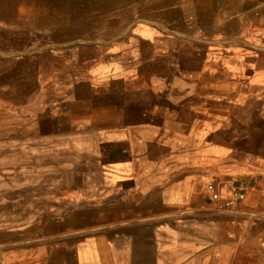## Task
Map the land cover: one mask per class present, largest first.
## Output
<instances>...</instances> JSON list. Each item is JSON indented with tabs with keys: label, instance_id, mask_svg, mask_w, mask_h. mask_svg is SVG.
Listing matches in <instances>:
<instances>
[{
	"label": "rangeland",
	"instance_id": "obj_1",
	"mask_svg": "<svg viewBox=\"0 0 264 264\" xmlns=\"http://www.w3.org/2000/svg\"><path fill=\"white\" fill-rule=\"evenodd\" d=\"M188 1L166 16L157 0H0V264L71 262L66 241L172 191L193 152L264 153V33L210 30L179 14ZM103 61L122 71L93 92L80 76ZM129 96L149 111L135 137Z\"/></svg>",
	"mask_w": 264,
	"mask_h": 264
},
{
	"label": "crops",
	"instance_id": "obj_2",
	"mask_svg": "<svg viewBox=\"0 0 264 264\" xmlns=\"http://www.w3.org/2000/svg\"><path fill=\"white\" fill-rule=\"evenodd\" d=\"M176 1L157 0V7L168 9L163 13L166 16L175 15ZM188 2V11L183 5L179 14L193 16L195 23L209 24L210 30L227 32L236 27L244 32L245 25L253 24L264 33V0ZM103 62L82 71L79 83L93 92L100 82L111 86L122 68ZM104 91L110 94L111 87ZM165 92L162 96L167 94L168 102H176ZM125 104L135 108L140 124L131 122L120 130L135 137L131 130L143 132L149 126L143 123L149 120V111L143 109L145 101L138 96L126 97ZM208 182L218 186L222 198L239 184L243 198L231 207L219 206L204 191ZM171 183L172 191H140L132 201L126 198L124 203H116L109 210L106 229L98 225V234L91 242L74 246L73 241H66L73 255L71 262L61 259L60 263L264 264V153L236 159L222 154L218 159L211 153L204 157L193 152L188 163L176 164ZM198 184L201 190L196 188ZM46 264H53V258L48 257Z\"/></svg>",
	"mask_w": 264,
	"mask_h": 264
},
{
	"label": "built area",
	"instance_id": "obj_3",
	"mask_svg": "<svg viewBox=\"0 0 264 264\" xmlns=\"http://www.w3.org/2000/svg\"><path fill=\"white\" fill-rule=\"evenodd\" d=\"M205 192L209 199L222 207H231L235 205L238 200L243 198L242 187L239 184H234L228 197L222 198L218 186L213 182H208L205 186Z\"/></svg>",
	"mask_w": 264,
	"mask_h": 264
}]
</instances>
